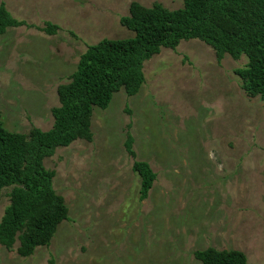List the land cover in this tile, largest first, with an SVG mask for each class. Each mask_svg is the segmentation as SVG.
Segmentation results:
<instances>
[{"label": "rangeland", "instance_id": "rangeland-1", "mask_svg": "<svg viewBox=\"0 0 264 264\" xmlns=\"http://www.w3.org/2000/svg\"><path fill=\"white\" fill-rule=\"evenodd\" d=\"M131 2L182 0H0L24 25L0 35V113L10 132L52 127L56 89L79 56L100 40L133 32L119 23ZM46 22L58 26L42 31ZM247 57L218 63L199 39L181 40L144 62L145 82L93 107L92 140L56 148L44 160L68 207L48 246L29 257L0 245V264H200L194 251L239 250L264 264V102L249 97L234 70ZM133 137L130 156L124 147ZM134 161L156 179L139 200ZM4 188L0 219L9 204Z\"/></svg>", "mask_w": 264, "mask_h": 264}, {"label": "trees", "instance_id": "trees-1", "mask_svg": "<svg viewBox=\"0 0 264 264\" xmlns=\"http://www.w3.org/2000/svg\"><path fill=\"white\" fill-rule=\"evenodd\" d=\"M121 26L133 32L124 39H102L87 46L76 69L56 89L59 105L51 109L52 127L28 133L4 128L0 113V197L4 188L9 204L0 219V245L11 250L18 242L20 257L31 256L38 246H48L58 225L67 219L68 207L53 188L54 169L44 166L56 148L73 141L92 140L93 107L107 108L121 88L135 95L145 82L144 62L162 48L175 49L181 40L199 39L214 51L220 63L225 54L237 60L247 57L243 68L234 70L249 97L264 102V0H182V7L168 10L160 3L150 7L131 2ZM0 3V35L9 27L24 25ZM58 26L46 22L41 29L54 34ZM133 137L127 134L126 152L134 157ZM140 178L139 200L147 198L156 174L148 163L134 161ZM200 264H249L239 250H196Z\"/></svg>", "mask_w": 264, "mask_h": 264}]
</instances>
